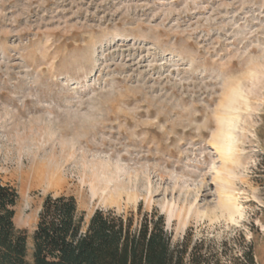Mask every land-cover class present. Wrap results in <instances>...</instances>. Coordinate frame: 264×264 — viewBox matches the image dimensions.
Returning a JSON list of instances; mask_svg holds the SVG:
<instances>
[{
  "label": "rangeland",
  "instance_id": "1",
  "mask_svg": "<svg viewBox=\"0 0 264 264\" xmlns=\"http://www.w3.org/2000/svg\"><path fill=\"white\" fill-rule=\"evenodd\" d=\"M263 155L264 0H0V179L31 262L51 193L83 229L97 208L156 210L174 243L264 264Z\"/></svg>",
  "mask_w": 264,
  "mask_h": 264
},
{
  "label": "trees",
  "instance_id": "2",
  "mask_svg": "<svg viewBox=\"0 0 264 264\" xmlns=\"http://www.w3.org/2000/svg\"><path fill=\"white\" fill-rule=\"evenodd\" d=\"M258 180L264 192V155ZM19 197L14 185L0 179V264H224L222 254L204 238L193 240L191 230L174 243L156 210L136 216L97 208L83 229L76 198L51 193L40 208L31 262L26 231L14 223ZM230 264H255L254 249Z\"/></svg>",
  "mask_w": 264,
  "mask_h": 264
},
{
  "label": "bare ground",
  "instance_id": "3",
  "mask_svg": "<svg viewBox=\"0 0 264 264\" xmlns=\"http://www.w3.org/2000/svg\"><path fill=\"white\" fill-rule=\"evenodd\" d=\"M231 134V133H230ZM229 134V135H230ZM223 139V140H222ZM222 139H221V141H222V146L224 147V151H226V152H228L230 149H232V145H231V142L229 141V140H227L226 139V137H222ZM41 168H42V166H41ZM44 170L46 169V168H43ZM41 171V170H40ZM43 174H46L45 172H42ZM53 174V173H52ZM104 174V173H103ZM106 174V173H105ZM98 175V174H97ZM116 175V174H115ZM49 177H50V174L48 175ZM99 176H100V174H99ZM105 176V175H104ZM118 178V177H117ZM96 179V178H95ZM106 182V181H105ZM111 182V181H110ZM123 184V183H122ZM128 184V183H127ZM93 186V185H92ZM120 186V185H119ZM127 186V185H126ZM128 187V186H127ZM96 188V187H95ZM108 187L105 185V187L102 189V191H103V195H104V193L106 194L107 192H108V189H107ZM117 188H118V186H117ZM119 189H121V187L119 188ZM125 189V188H124ZM96 190H98V189H96ZM127 190V189H126ZM113 191V190H112ZM93 192V194H92V196L94 197V198H96L97 197V195H98V193L99 192H96L95 190H93L92 191ZM114 192V191H113ZM123 193L124 192H122V191H116V192H114V193H112L111 194V196L107 199V202H110V203H112V202H119V201H121L122 200V197H123ZM102 194V193H101ZM126 195V194H125ZM233 194H230L229 192H224V194L222 195V197H221V201H220V203H221V206L224 208V209H226L227 211H229V213H230V215L232 216L234 213H237V212H239L240 211V206H239V203H237V201L233 198V196H232ZM128 197L130 198V199H134V198H137L138 196H137V194H135V192H134V194H132V193H129V195H128ZM235 197V196H234ZM237 199V198H236ZM105 202V201H104Z\"/></svg>",
  "mask_w": 264,
  "mask_h": 264
}]
</instances>
